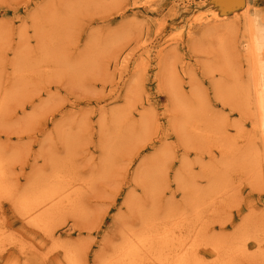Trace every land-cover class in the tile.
Here are the masks:
<instances>
[{"label": "rangeland", "instance_id": "rangeland-1", "mask_svg": "<svg viewBox=\"0 0 264 264\" xmlns=\"http://www.w3.org/2000/svg\"><path fill=\"white\" fill-rule=\"evenodd\" d=\"M251 21L264 0H0V264H118L142 232L264 264Z\"/></svg>", "mask_w": 264, "mask_h": 264}, {"label": "bare ground", "instance_id": "bare-ground-1", "mask_svg": "<svg viewBox=\"0 0 264 264\" xmlns=\"http://www.w3.org/2000/svg\"><path fill=\"white\" fill-rule=\"evenodd\" d=\"M212 15L214 16L215 15V17L216 18H219L218 17V14L215 12V13H212ZM256 18H258V17H256ZM256 18H254V19H256ZM220 20H222V19H220ZM219 20V22H221ZM255 22L257 21V20H254ZM254 21H251L252 22V24H250V30H251V32L254 30L255 31V33H252L251 35H253V39L251 38V40H252V44L251 45H253V49L252 50H254V49H257L258 47L260 48L261 47V45H262V41H263V36H262V34H263V32H264V28H263V26L261 25V24H259V23H257V24H259V25H256L255 23H254ZM253 31V32H254ZM264 42V41H263ZM252 48V47H251ZM253 51H251V53H252ZM256 52V51H255ZM259 52V51H258ZM262 56V55H261ZM251 57H253V55L251 56ZM256 57V56H255ZM254 57V58H255ZM258 58H260V57H258ZM261 63V62H260ZM259 67H260V65H259ZM261 68V67H260ZM257 69V68H256ZM255 70V69H254ZM258 71V70H257ZM261 71V70H260ZM257 73V72H256ZM255 73V74H256ZM260 74H261V72H260ZM260 74H259V76H260ZM262 75H263V73H262ZM252 76V75H251ZM264 76V75H263ZM262 76V77H263ZM258 77V76H257ZM255 78H256V76H255ZM260 78V77H259ZM261 80V79H260ZM257 81L260 83V81L258 80V78H257ZM255 82H256V79H255ZM263 82H264V77H263ZM264 84V83H263ZM258 84L256 83V86H257ZM261 85H262V82H261ZM260 84H259V86H258V88H261L260 86H261ZM263 89H264V87H262ZM256 89H257V87H256ZM263 89H262V91H263ZM261 90H258L257 89V93H260V92H262ZM258 95V94H257ZM258 98V97H257ZM253 102V101H252ZM259 105H260V107H258L259 109H261V113H262V116H261V123H260V127H259V133H260V135H261V137H262V139L264 140V94H260L259 95ZM259 114H260V110H259ZM185 125V124H184ZM212 127V126H211ZM189 128V127H188ZM192 128V127H191ZM213 131V130H212ZM200 132H202V131H200ZM224 132V131H223ZM251 139V138H250ZM200 140V139H199ZM252 143V142H251ZM253 148V147H252ZM187 149V148H186ZM243 152V151H242ZM244 153V152H243ZM239 154V153H238ZM240 158V157H239ZM2 161V160H1ZM5 163V162H4ZM244 166V165H243ZM248 166V165H247ZM210 168V167H209ZM208 170V169H207ZM263 175V174H262ZM70 179V178H69ZM64 188V187H63ZM62 188V189H63ZM210 188V187H209ZM212 188V187H211ZM216 189V188H215ZM5 190V189H4ZM39 190V189H38ZM1 191V190H0ZM4 192V191H3ZM27 192V191H26ZM49 192V191H48ZM52 191H50L46 196H43L42 198H40V197H38V198H33V197H27L28 198V200L26 201V199H24L25 200V203H22L23 204V206H22V208H24L25 209V211H26V213H30L31 215H32V213H35L36 211H34V210H36V206H38V205H40V204H42V203H44L47 199H50V198H52L55 194H53V193H51ZM26 194V193H25ZM219 194V193H218ZM4 196H6L5 194H3ZM2 195V198L4 197ZM1 196V195H0ZM206 196V195H205ZM45 197V198H44ZM5 199H6V197H5ZM7 199H8V197H7ZM73 199V198H72ZM130 203V202H129ZM132 203V202H131ZM199 203V202H198ZM21 204V205H22ZM200 209V208H199ZM22 210V209H21ZM34 212H33V211ZM32 212V213H31ZM201 212V211H200ZM21 213H23V212H21ZM185 213V212H184ZM195 213V212H194ZM197 214V213H196ZM43 215V217L44 216H46L47 214H42ZM24 216V215H23ZM194 217V216H193ZM47 218V217H46ZM196 218V217H195ZM34 222L36 223V224H39V226H41V223L43 224L44 223V220H46L45 218H42L41 217V215L39 216V218H37V217H35L34 219ZM33 222V223H34ZM36 224H34V225H36ZM261 227H262V225H261ZM248 228V227H247ZM170 230V229H169ZM183 230V229H182ZM248 230V229H247ZM142 231V230H141ZM243 231V230H242ZM168 232V231H167ZM12 233V232H11ZM135 232H133L132 234H134ZM151 233V232H150ZM150 233H148V232H142V233H139V234H137V235H135L134 234V236H136L135 237V239L136 240H132L133 238L132 237H130V236H127V237H130L131 238V240H127L128 238L127 237H125V238H127L126 240L127 241H125V240H123L122 241V243H125V245H124V247L122 246L121 248H120V250L118 251V254H116L118 257V262H115V263H118V264H137V262H138V260H139V258H142V256L146 253V252H148V253H152L153 251H158V254H160V258H161V260L163 261V262H161V264H163V263H165V264H197L198 262L197 261H199V260H197V259H195L192 255H191V253L189 254V252L188 253H184V254H182V255H180V254H178L177 253V251H175L174 250V255L172 256L173 258H171L170 256L171 255H169V251H170V249L172 248V243L174 242V240H173V242L170 240V239H168L169 237L166 235V233H165V235L168 237V238H161L162 240L161 241H158V243L157 242H155L154 241V238L152 237V235H150ZM127 234V233H126ZM131 234V233H130ZM180 234H181V232H180ZM244 234V233H243ZM246 234V233H245ZM156 238V237H155ZM158 238H160V237H158ZM200 238V237H199ZM237 239V238H236ZM244 239H246V238H244ZM228 241V240H227ZM176 242V241H175ZM234 242V241H233ZM262 242V241H261ZM180 243V242H179ZM206 243V242H205ZM25 244V243H24ZM156 244H157V246H158V248L156 247ZM174 244V243H173ZM123 245V244H122ZM175 245V244H174ZM184 245V244H183ZM233 245V244H232ZM21 246V245H20ZM176 246V245H175ZM192 246V245H191ZM118 248V247H117ZM169 248V249H168ZM192 248V247H191ZM197 248V247H196ZM157 249V250H156ZM189 249V248H188ZM30 250V249H29ZM223 250V249H222ZM245 250V249H244ZM248 250V249H247ZM243 251V250H242ZM241 251V252H242ZM54 252V251H53ZM225 252V251H224ZM240 252V253H241ZM245 252V251H244ZM144 253V254H143ZM171 253V252H170ZM143 254V255H142ZM236 254H237V252H236ZM51 255V254H50ZM170 257V258H168V256ZM238 255V254H237ZM240 255V254H239ZM146 256V255H145ZM155 256V255H154ZM244 256H245V253H244ZM98 257V256H97ZM153 257V256H152ZM159 257V256H158ZM155 258H156V256H155ZM247 258V257H246ZM101 259V258H100ZM99 259V261H101L100 262V264L101 263H105V261H107V260H100ZM113 259V258H112ZM233 259V258H232ZM114 260V259H113ZM157 260V259H156ZM202 260V259H201ZM231 260V259H230ZM234 260V259H233ZM248 260V259H247ZM110 262H106L107 264L108 263H110L111 264V262H113V261H111V260H109ZM232 261V260H231ZM140 262V261H139ZM206 262V261H205ZM227 262V261H226ZM233 262V261H232ZM76 263V262H75ZM199 263H201V261L199 262ZM114 264V263H113ZM139 264V263H138ZM203 264V263H202ZM227 264V263H226ZM232 264V263H231Z\"/></svg>", "mask_w": 264, "mask_h": 264}]
</instances>
